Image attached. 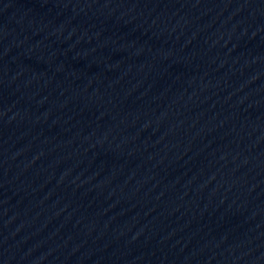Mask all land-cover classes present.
Masks as SVG:
<instances>
[{"label":"water","instance_id":"water-1","mask_svg":"<svg viewBox=\"0 0 264 264\" xmlns=\"http://www.w3.org/2000/svg\"><path fill=\"white\" fill-rule=\"evenodd\" d=\"M210 264H264V0H257L235 89Z\"/></svg>","mask_w":264,"mask_h":264}]
</instances>
